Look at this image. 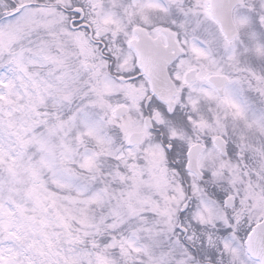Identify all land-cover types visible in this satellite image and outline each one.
I'll list each match as a JSON object with an SVG mask.
<instances>
[{
    "label": "snow or ice",
    "instance_id": "1",
    "mask_svg": "<svg viewBox=\"0 0 264 264\" xmlns=\"http://www.w3.org/2000/svg\"><path fill=\"white\" fill-rule=\"evenodd\" d=\"M0 264H264V0H0Z\"/></svg>",
    "mask_w": 264,
    "mask_h": 264
}]
</instances>
